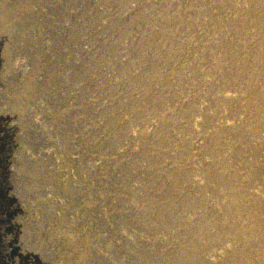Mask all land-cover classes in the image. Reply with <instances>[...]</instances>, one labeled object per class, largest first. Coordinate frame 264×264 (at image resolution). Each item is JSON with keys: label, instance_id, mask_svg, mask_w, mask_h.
<instances>
[{"label": "rangeland", "instance_id": "obj_1", "mask_svg": "<svg viewBox=\"0 0 264 264\" xmlns=\"http://www.w3.org/2000/svg\"><path fill=\"white\" fill-rule=\"evenodd\" d=\"M0 264H264V0H0Z\"/></svg>", "mask_w": 264, "mask_h": 264}]
</instances>
